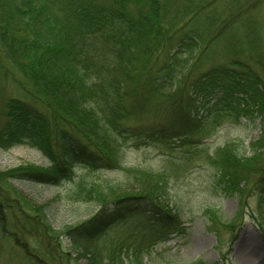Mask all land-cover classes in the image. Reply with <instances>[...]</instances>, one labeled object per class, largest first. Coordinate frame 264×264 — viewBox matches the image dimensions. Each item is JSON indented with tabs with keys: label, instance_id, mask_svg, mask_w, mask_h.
<instances>
[{
	"label": "trees",
	"instance_id": "obj_1",
	"mask_svg": "<svg viewBox=\"0 0 264 264\" xmlns=\"http://www.w3.org/2000/svg\"><path fill=\"white\" fill-rule=\"evenodd\" d=\"M192 6L193 0H0V91L2 79L18 90L4 103L0 149L28 145L49 162L0 171V223L23 249V241L28 245L35 239L40 249L28 247L26 253L45 256L43 264H64L59 247L63 234L101 238L130 216L148 223L143 228L149 232L160 228L182 233L184 219L168 202V174L126 166L125 150L150 141L177 142L188 147L191 156L186 153V158L196 157L220 118L229 114L239 120L241 114L252 113L241 105L247 99L238 94L244 91L262 114V134L252 154L240 153L235 142L206 153L217 168L218 184L240 197V210L227 225L216 219L213 208L206 209L211 227L235 230L241 224L247 206L244 187L259 171L255 164L264 149V83L258 76L243 83L227 67L222 83V69L213 68L185 88L193 65L190 55L203 38L202 29L190 24L201 3ZM214 88L222 94L210 98ZM145 114L154 123L165 122H140ZM76 167L123 170L129 182L89 180L77 175ZM13 178L53 185L72 182L70 199L95 202L99 209L75 226L57 229L46 208L25 197L11 183ZM254 186L264 193V167ZM141 251L124 239L95 248L90 260L154 264Z\"/></svg>",
	"mask_w": 264,
	"mask_h": 264
},
{
	"label": "rangeland",
	"instance_id": "obj_2",
	"mask_svg": "<svg viewBox=\"0 0 264 264\" xmlns=\"http://www.w3.org/2000/svg\"><path fill=\"white\" fill-rule=\"evenodd\" d=\"M196 5L200 10L191 16L190 24L194 29L203 30L199 29L203 38L198 39L199 46L190 55L189 61L193 65L189 66L185 88H189L191 82L213 68L222 69V83L226 80L222 71L227 67L236 72L243 83L256 76L264 83V0H193L192 9H196ZM1 86L0 124L5 119V100L9 95L18 93L17 86L11 81L2 79ZM220 91L222 89L214 88L210 98L222 94ZM238 95L247 99L242 100L241 105L253 109L252 113L241 114L239 120L229 114L220 118L211 126L213 134L203 140L205 143L199 146L202 152L196 157L186 158L188 147L177 146V142L150 141L149 144L129 146L125 150L126 166L165 171L168 174V202L184 219L185 229L182 233L175 234L160 228L159 231L152 229L149 232L143 228L148 223L130 216L123 224L109 229L107 235L101 238L85 240L63 234L59 247L66 253H61L64 264H92L90 258L95 248L108 247L124 239L141 247L143 258L150 257L154 264H194L200 260L205 264H264V193L254 186L264 167V149L259 151L260 156L255 164L256 169L260 168L259 171L250 176L248 186L244 187L247 206L241 215V224L235 230L225 225L212 228L205 213L207 208H213L216 219H221L227 225L240 210V197L237 193H227L223 185L218 184L217 168L207 159L206 153L212 154L218 147L235 142L240 153L250 156L254 143L262 134V114L251 96L244 91ZM146 114L140 122H165L160 119L154 123V118ZM195 138L199 139V136ZM26 164L48 165L49 162L38 149L28 145L0 149V171ZM75 170L77 175H86L89 180L129 182L123 170L91 171L79 167ZM11 183L33 204L43 205L50 223L57 229L75 226L99 209L95 202L70 199L68 191L72 182L69 181L53 185L13 178ZM260 193H263L261 204L258 201ZM7 225L10 227L9 223ZM156 237L159 239L154 243ZM28 243L30 246L22 242L25 249L17 245L0 223V264H37L36 258L39 264H43L41 259H46L45 256H30L26 253L28 247L40 249L35 239L30 238Z\"/></svg>",
	"mask_w": 264,
	"mask_h": 264
}]
</instances>
